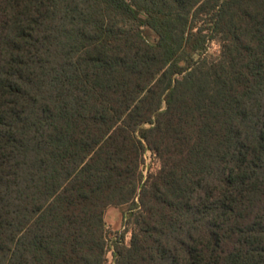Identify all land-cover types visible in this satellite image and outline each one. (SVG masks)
<instances>
[{
    "label": "trees",
    "instance_id": "1",
    "mask_svg": "<svg viewBox=\"0 0 264 264\" xmlns=\"http://www.w3.org/2000/svg\"><path fill=\"white\" fill-rule=\"evenodd\" d=\"M110 207L113 264H264V0H0V264H109Z\"/></svg>",
    "mask_w": 264,
    "mask_h": 264
},
{
    "label": "rangeland",
    "instance_id": "2",
    "mask_svg": "<svg viewBox=\"0 0 264 264\" xmlns=\"http://www.w3.org/2000/svg\"><path fill=\"white\" fill-rule=\"evenodd\" d=\"M221 50H222L221 43L218 40H215L210 44L209 56L212 58H217L220 56ZM159 168H160V161L157 158V156L153 154L151 151L147 152L145 156V163L142 167L144 175L146 176L150 172H155ZM113 208L119 209L123 213L127 207H123V208L113 207ZM125 228L126 227H124V222H123V226L119 230H116V231L112 230L111 226L107 227V232H108L107 233V246L109 250L108 252V263L109 264H113L112 251L114 248V242L119 236H121L123 232H125ZM127 228L129 231L128 233L125 234V243L129 244L130 239H131V229L133 228V226L129 224Z\"/></svg>",
    "mask_w": 264,
    "mask_h": 264
},
{
    "label": "crops",
    "instance_id": "3",
    "mask_svg": "<svg viewBox=\"0 0 264 264\" xmlns=\"http://www.w3.org/2000/svg\"><path fill=\"white\" fill-rule=\"evenodd\" d=\"M107 226H111L112 230H119L123 226L124 215L119 209L109 208L106 213Z\"/></svg>",
    "mask_w": 264,
    "mask_h": 264
},
{
    "label": "built area",
    "instance_id": "4",
    "mask_svg": "<svg viewBox=\"0 0 264 264\" xmlns=\"http://www.w3.org/2000/svg\"><path fill=\"white\" fill-rule=\"evenodd\" d=\"M108 227V226H107Z\"/></svg>",
    "mask_w": 264,
    "mask_h": 264
}]
</instances>
